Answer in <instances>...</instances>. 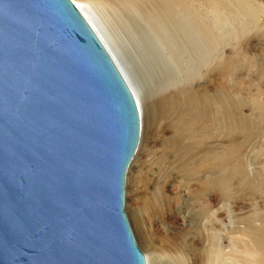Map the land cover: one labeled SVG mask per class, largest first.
Segmentation results:
<instances>
[{
    "label": "water",
    "instance_id": "water-1",
    "mask_svg": "<svg viewBox=\"0 0 264 264\" xmlns=\"http://www.w3.org/2000/svg\"><path fill=\"white\" fill-rule=\"evenodd\" d=\"M141 129L71 0H0V264H147L125 212Z\"/></svg>",
    "mask_w": 264,
    "mask_h": 264
},
{
    "label": "bare ground",
    "instance_id": "bare-ground-1",
    "mask_svg": "<svg viewBox=\"0 0 264 264\" xmlns=\"http://www.w3.org/2000/svg\"><path fill=\"white\" fill-rule=\"evenodd\" d=\"M72 1L127 80L138 104L141 122L143 109L140 102L145 105L156 100L153 109H148L151 115L146 112L145 121L149 127L158 121L170 124L173 135L167 140L168 153L182 158L185 176H212L196 189L189 190L187 201L177 195L171 197L164 187H159L141 207L132 211L138 238L149 252L144 253L146 263L264 264V210L239 218L244 228L236 230L238 236L232 239L234 250L231 253L225 252L222 234L225 203L232 188L250 198L264 194V174L251 177L245 161L246 149L264 129V99L260 101L253 95L249 83L244 82L240 90L228 85L227 69L231 62L225 55V36L255 30L264 10L255 0ZM227 10L228 17L225 15ZM229 18L237 25H230ZM120 23L129 34L140 37V40L147 39L143 52L151 53V58L158 63L156 68L149 69L139 57L141 54L135 57L137 65L141 64L142 75H145L137 82L139 92L115 50L114 38L119 37L123 42L121 35L126 34L122 31L124 28L120 29ZM259 68L264 74V63ZM133 69L139 73L138 69ZM202 70L203 75L200 74ZM199 76L206 79L201 90L193 86ZM178 83L182 87L174 86ZM246 107H250L253 113L258 112L259 119H243L241 111ZM205 134L222 140L232 136L231 147L197 158L202 150L201 137ZM179 208L190 210L188 220L194 225L195 237L185 239L172 231L160 236L161 226L175 224L181 211ZM151 230L159 234L160 245L156 243L154 246L151 242Z\"/></svg>",
    "mask_w": 264,
    "mask_h": 264
},
{
    "label": "rangeland",
    "instance_id": "rangeland-1",
    "mask_svg": "<svg viewBox=\"0 0 264 264\" xmlns=\"http://www.w3.org/2000/svg\"><path fill=\"white\" fill-rule=\"evenodd\" d=\"M255 1L261 7V10H264V0ZM197 6L199 7L200 5L197 4ZM263 14L264 12H262V14L260 13V17L258 19L260 22L258 23L259 27H257L255 30H250V32H242L237 35H232L228 33L227 36H225V55L231 62V65L227 69L228 85L230 87H234L240 90L243 89L244 82L249 83L252 86L253 95L259 97L260 101L264 99V95H262V93H264V74L259 68V66L264 63ZM225 15L227 17L230 15L228 10L225 11ZM120 24V29H123V24ZM229 24L236 26L237 22L229 18ZM122 31H125L124 33H126L124 36L121 35V38H125V41L124 38H122V40L126 44V46L121 41V39H119V37L114 38V41L117 44V46H115V50L122 65H124L127 70L129 79L132 81L134 87L136 85V90H138L139 92L137 82L138 80L142 79L141 77H143L144 74L142 75V72L140 71L141 64L137 65V58L135 59V57L141 54L139 57L145 62L144 64L149 69L156 68L158 66V63L154 62V60L151 58V53L148 54L147 52H143L144 44H148L146 38H142L140 40V37L129 34V32H127L125 28ZM130 31H132L131 28ZM127 35H129L128 39ZM136 65L138 66V68L136 67ZM133 68L138 69L139 73L141 72V75L136 72L137 70ZM138 74L140 76H138ZM200 74H204L203 70L200 72ZM202 78V76H199V78L194 81L195 83L193 84V86L195 87V89H202V86L205 85L206 79ZM178 84H175L174 86L182 87L180 83ZM155 102L156 100L154 102H147L145 105L140 102L141 110L143 109V123L141 122V141L138 153L135 156L136 158L134 157L135 159H133L134 161H132L133 163H131L128 169L126 178L127 181L125 212L130 221L136 240L142 252L146 254H149V252L148 249L143 245L142 239L138 238L140 236L138 231H136V226L134 225L132 220V211H135L139 207H141L143 203L152 196L153 191H155L159 187H164V190L166 191L167 195L171 197L177 195L187 201L189 190L196 189L197 185L201 184V182L205 181L206 179H210L212 177L210 174H202L195 177L185 176L186 172L184 165L182 164V158L180 159L179 157H176L171 152L168 153V146H166L167 140H169L173 135L172 131L169 130V128H172L169 127L170 124L158 121V123L153 124L152 127H149L148 122L145 121L146 112L149 114L148 109H153L152 105H154ZM241 117L250 121H256L259 119V113H253L250 107H246L241 111ZM198 127L199 125L195 128ZM231 137L232 136L228 135L227 138L222 140L220 138H213L211 135L208 134L203 135L201 137L202 150L197 154V158H201L203 156H207L208 154L219 152L220 148H225V150L228 147L230 148ZM246 150L247 151H245V161L247 172L251 177H261V175L264 174V129L260 133V136L256 140H254L252 142V145ZM257 155L259 158H257ZM225 206L226 215L225 218H223L224 230L222 232L224 236L223 246L225 248V252L231 253L234 250V240L232 239H235L234 237L238 236V234H236L238 233V231L236 232V230L244 228V224L239 221V218L248 217L252 215L256 210L263 211L264 194H258L257 196L250 198L246 196L243 192L232 188L230 196L225 203ZM180 210L181 211H179L178 219L177 221H175L176 226L175 224L172 227L168 225L161 226L162 232L160 233V236L163 235L162 233L166 235L167 231H172L174 234H177L185 239H191L192 237H195L194 225H192V223L188 220L190 210H185L183 208ZM255 223L259 225V223ZM152 232V236L149 235V238L151 236V242H153L154 246H157L155 244L159 243L160 236H158L159 234L157 233L155 234L154 230ZM155 240L158 241L156 242Z\"/></svg>",
    "mask_w": 264,
    "mask_h": 264
}]
</instances>
